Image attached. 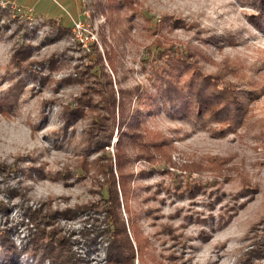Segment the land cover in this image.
<instances>
[{
    "label": "rangeland",
    "instance_id": "obj_1",
    "mask_svg": "<svg viewBox=\"0 0 264 264\" xmlns=\"http://www.w3.org/2000/svg\"><path fill=\"white\" fill-rule=\"evenodd\" d=\"M254 14L252 0H0V229L21 250L16 264H51L23 251L46 208L65 211L55 224L74 264H105L101 160L117 181L119 128L103 151L85 143L103 111L80 72L106 50L152 154L122 165L118 209L140 247L133 264H245L264 236V23ZM221 70L244 114L233 129L189 114L190 77ZM161 76L182 89L184 106Z\"/></svg>",
    "mask_w": 264,
    "mask_h": 264
},
{
    "label": "trees",
    "instance_id": "obj_2",
    "mask_svg": "<svg viewBox=\"0 0 264 264\" xmlns=\"http://www.w3.org/2000/svg\"><path fill=\"white\" fill-rule=\"evenodd\" d=\"M252 2L255 6V14L252 16V21L254 24L260 25L264 23V0H252ZM189 54L186 53L183 59L181 58L183 56H179V58L185 60L189 57ZM190 56L192 57L193 55L190 54ZM104 61L107 62L111 72H107ZM17 68L20 69V67ZM219 72L220 74L217 75L203 76L198 75L199 73L195 71V74L190 77L186 84V93L192 95V99L188 103L192 105V110L189 111V114L193 115L197 120H199V117H206L226 125L227 129H233L239 126L240 120L244 115L240 113L241 102L236 95L237 85L222 81V77L228 72L223 70ZM80 74L81 76L85 75L88 78H92V83L88 87L92 94L99 96L95 105L99 104L100 111H103L102 119H99L96 115L93 116L92 126L86 131L87 139L85 143L90 147L103 151L104 147L110 144L114 125L116 124L119 128L116 144L119 148V153L115 155V163L119 172L117 181H115L112 164L109 159L101 160L104 168L110 173L109 183L106 186V197L100 194L103 202L102 206L104 205L106 208L104 210V226L102 228L105 235V241L103 242L106 243L105 264H133L135 253L140 251V247L138 248V245L135 244L136 246L133 248V242L129 237V225L121 218L118 209L120 200L125 201V188L128 190L123 177L122 165L127 161L130 162V160H148L152 154L147 143L143 141L142 133L134 129L137 127V116L140 112H137L138 110L136 109V113L134 112L136 115H134L131 110L130 112L125 110V105L130 103L125 97L126 91L117 83L116 77L113 80V76L117 74L114 52L111 50L110 52L108 50L104 51V59L97 52L93 64H86ZM161 79L165 80L166 88H164V92L166 94L170 93L167 95L171 97V102H179L180 105L184 106L186 96L183 94L182 89L163 78V76H161ZM82 81L83 79L81 78L79 82ZM116 93L117 98L115 96ZM81 95L83 98H90L89 94H85L83 91ZM8 97L10 98L5 97L4 100H13L11 96ZM82 97L77 99L79 105ZM230 106H233V108H230ZM79 107L77 104L74 109L66 108L68 111L67 121L72 118ZM122 124L127 130H122ZM127 142L142 148L135 153L133 158H129L125 152L120 151ZM79 167L83 168L81 165ZM121 195L123 198L120 197ZM107 208H110V210ZM46 209V213L41 217L43 226L39 228L38 234H33L29 242V249L25 248L23 251H26L31 257H39L41 261L47 258L51 264H74L67 252V241L60 234L59 227L55 224L56 216L61 210L58 212L50 208ZM64 213L65 211L61 212V214ZM5 232V229H0V255L6 263L16 264L21 250L19 251L12 244L4 234ZM242 255L244 257L247 256L248 260L244 257L241 259L245 264H260V260L264 257V236H255L251 241V248ZM253 256L256 260L251 259Z\"/></svg>",
    "mask_w": 264,
    "mask_h": 264
},
{
    "label": "built area",
    "instance_id": "obj_3",
    "mask_svg": "<svg viewBox=\"0 0 264 264\" xmlns=\"http://www.w3.org/2000/svg\"><path fill=\"white\" fill-rule=\"evenodd\" d=\"M17 10H20V9H17Z\"/></svg>",
    "mask_w": 264,
    "mask_h": 264
}]
</instances>
